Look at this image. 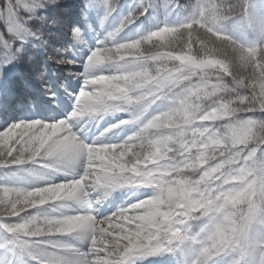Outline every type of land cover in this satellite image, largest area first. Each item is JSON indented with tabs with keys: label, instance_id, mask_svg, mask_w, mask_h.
<instances>
[{
	"label": "clouds",
	"instance_id": "1",
	"mask_svg": "<svg viewBox=\"0 0 264 264\" xmlns=\"http://www.w3.org/2000/svg\"><path fill=\"white\" fill-rule=\"evenodd\" d=\"M201 16L189 33L163 28L147 39L98 25L91 88L78 97L71 123L40 130L25 146L45 165L26 182L52 185L29 194L42 202L63 199L65 185L56 180L64 173L87 181L71 207L99 214L117 194L138 201L129 205L140 211L129 219L121 249L132 264L150 254L151 229L173 220L189 264L264 261V0H213ZM121 114L136 125L123 139L129 119ZM63 211L53 206L44 215ZM87 219L32 227L69 234L83 247Z\"/></svg>",
	"mask_w": 264,
	"mask_h": 264
},
{
	"label": "snow or ice",
	"instance_id": "2",
	"mask_svg": "<svg viewBox=\"0 0 264 264\" xmlns=\"http://www.w3.org/2000/svg\"><path fill=\"white\" fill-rule=\"evenodd\" d=\"M98 2L102 3V13L97 12L96 15L98 25L106 24L121 32L130 30L141 17L151 14L157 23L154 28L140 32L146 39L152 32L163 28L189 33L191 29L187 25L191 24L194 28L197 22L203 23L201 14L213 6V0H192V5L185 8L173 0H134L127 13H123L122 0L119 4L115 0H82L80 18L83 28L73 24L70 41H60L57 47L50 39L52 33L45 30L49 22L44 12L52 6L49 0H0V21L4 22L7 32V35L0 32V95L16 94V85L22 79L19 66L33 60V55H26L29 49L35 50L37 55L47 56L43 63H31V80L24 79L20 84L28 97L23 114L14 118L17 122L0 131V173L3 174L0 179V205L4 206V211L0 213V250L11 257L8 264H16L17 255L22 264H132V259L121 249L127 243L126 237L131 227L128 221L140 211L129 208V205L138 203L137 200L101 217L90 207H71L73 201L80 199L81 186L87 185V181H81L80 177L64 173L65 179L56 182L65 185L59 189L63 199L54 202H42L39 196L29 195L52 185L26 182L28 174L37 167L45 166L41 155L34 149H26L29 140L42 129L52 133L51 125L63 127L62 122L70 124L68 117L78 105V97L90 91L89 58L99 55L97 49L101 47L98 43L89 44V37L98 39L97 30L91 23V13ZM243 12L242 9L237 15H243ZM58 72H66L67 76L61 79L57 76ZM69 77L80 81L78 90H70L66 84ZM40 90L48 96L47 103H40L36 99ZM63 101L72 107L70 112L64 113V118H60ZM127 119L129 123L121 127L135 128L132 119ZM128 143H134V140ZM131 160L129 156L127 161ZM108 194L105 190L104 195ZM53 206L64 211L59 215L45 216V211ZM81 216L88 218L87 225L91 229L88 243L83 247L77 246L69 234L39 232L32 227L40 223L70 224L74 218ZM180 227L173 220L168 224L161 222L157 228L151 229L154 240L149 244L150 254L137 259L136 264H144L146 260L158 257L176 258L175 262L162 259L160 264H189L188 259L182 258L184 248L180 240L173 235ZM162 229L167 230L164 237L161 236Z\"/></svg>",
	"mask_w": 264,
	"mask_h": 264
},
{
	"label": "trees",
	"instance_id": "3",
	"mask_svg": "<svg viewBox=\"0 0 264 264\" xmlns=\"http://www.w3.org/2000/svg\"><path fill=\"white\" fill-rule=\"evenodd\" d=\"M163 2V0H162ZM187 0H179L180 4H186ZM134 3V0H122V9L123 13H127L128 7ZM82 6V0H61V3L58 5L50 6L45 12L44 15L47 17L48 22L55 21L58 24V27L51 28L48 27L45 30L49 33H52L50 37L51 41L58 47L60 41L69 42L71 32L70 29L73 24H78L83 28V24L80 18V8ZM259 7V5H258ZM97 12L102 13V3H97L95 9L91 13V23L93 27L98 31V23L96 20ZM162 18V17H161ZM171 19H175L172 17ZM255 22V16L252 18ZM143 22V23H142ZM227 25L239 30L240 23L238 20L235 22L227 21ZM156 25V19L151 18V14L148 17H141L136 24L131 26L130 30H126L122 35H131L135 37L138 33L147 31L149 28H154ZM37 27L39 25H36ZM106 27H108L106 25ZM0 32H3L7 35L6 27L3 21H0ZM96 40L92 37H89V44L94 45ZM33 55V60L31 63H43L47 60V56H41L35 54V50L29 49V52L26 55ZM31 63L25 62L19 66V72L22 76L20 82L16 85V94L15 95H0V131H3L6 126H10L12 123L17 122L15 117L21 116L23 114V106L28 104V97L25 95L23 89L20 87V84L24 82V79L31 80ZM57 76L61 79H64L67 76L66 72H58ZM66 84L71 89H79L80 81H76L72 78H68ZM40 103H47L48 96L43 94V90H40V95L36 98ZM31 106H29L30 108ZM71 105L67 101L62 102V108L59 113L60 118H64V113L70 112ZM39 118V117H38ZM118 119H127L125 114H121ZM48 122V121H45ZM114 122V121H113ZM95 131V130H93ZM134 131V129L128 128L125 130L124 134L120 137L123 139L124 136L129 135ZM91 137V133L89 134ZM3 178V174L0 173V179ZM65 178L63 176H58L56 182H62ZM135 202V198L128 199L125 196L117 194L113 199L109 200L105 205L100 209V216L111 214L117 208L121 206H127ZM0 242H2V237H0ZM184 248V246H182ZM183 259H189V253L186 248L182 252ZM10 256L5 254L0 250V264H8ZM175 262V257H163V258H150L146 260L144 264H160L161 260ZM16 264H22L21 258L17 255Z\"/></svg>",
	"mask_w": 264,
	"mask_h": 264
},
{
	"label": "rangeland",
	"instance_id": "4",
	"mask_svg": "<svg viewBox=\"0 0 264 264\" xmlns=\"http://www.w3.org/2000/svg\"><path fill=\"white\" fill-rule=\"evenodd\" d=\"M103 126H106V125H102V127H103ZM94 130H95V129H94ZM95 131H96V130H95Z\"/></svg>",
	"mask_w": 264,
	"mask_h": 264
}]
</instances>
